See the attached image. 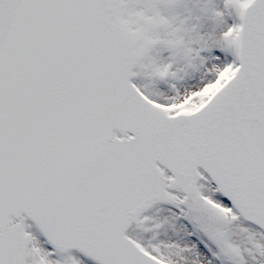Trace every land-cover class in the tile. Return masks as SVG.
Wrapping results in <instances>:
<instances>
[{"label": "snow or ice", "instance_id": "1", "mask_svg": "<svg viewBox=\"0 0 264 264\" xmlns=\"http://www.w3.org/2000/svg\"><path fill=\"white\" fill-rule=\"evenodd\" d=\"M0 264H264V0H0Z\"/></svg>", "mask_w": 264, "mask_h": 264}]
</instances>
